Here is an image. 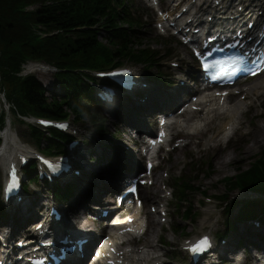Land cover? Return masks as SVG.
I'll return each instance as SVG.
<instances>
[{
    "label": "trees",
    "instance_id": "trees-1",
    "mask_svg": "<svg viewBox=\"0 0 264 264\" xmlns=\"http://www.w3.org/2000/svg\"><path fill=\"white\" fill-rule=\"evenodd\" d=\"M27 5L39 7L25 15L21 9ZM95 25L104 32L108 27L109 37L115 35L114 23L105 13L102 0H0V79L7 99L17 110L24 112L25 105H30L37 113L54 116L61 114L64 106L72 107L67 100L48 102L36 80L21 82L14 77L26 58L53 64L59 70L57 81L67 98L72 95L82 98L78 86L73 84L78 76L64 71L93 66L96 55L109 56L111 50L98 40L102 32L92 29ZM38 26L50 37L41 40L33 31ZM106 40L113 47L115 59L138 60L130 57L126 46L116 45L112 38Z\"/></svg>",
    "mask_w": 264,
    "mask_h": 264
},
{
    "label": "bare ground",
    "instance_id": "bare-ground-1",
    "mask_svg": "<svg viewBox=\"0 0 264 264\" xmlns=\"http://www.w3.org/2000/svg\"><path fill=\"white\" fill-rule=\"evenodd\" d=\"M191 1V0H190ZM189 2H187L188 4H191ZM214 2V0H213ZM192 7V5H191ZM200 11H202V9H199ZM214 8H211L210 11L207 12V14H212V12L214 11ZM181 11H177L175 12L173 15H176L177 13H180ZM189 19V17L186 16H181L180 18L177 19L178 22H184L187 21ZM158 23L161 24L160 19H158L157 21ZM262 84H256L253 85L251 87H249L247 89V94H251V93H257V90L261 87ZM200 102L205 104V107L207 110H209L210 108L213 109V106L216 107V110L221 111V116L223 118L226 119H232L235 117L236 111L237 109L240 107V104H234L231 108V110L229 111H223V108H219L216 106V104L214 103V101L207 97L205 99H202ZM207 104V105H206ZM173 120V119H170ZM207 118L205 115L200 116L197 118L196 121H194L191 124H184L183 122H179V124L177 125L179 128H182L183 130H185L186 132H194L197 130H200L203 126L204 121H206ZM176 123H173V125H175ZM0 138L2 140V145L0 147V165H4L5 163L3 162V160L6 159H10L13 157L14 153L17 151H21V143L18 142L17 138L14 137L9 128H6L1 134H0ZM264 141V124L261 125L259 127V129L255 132L251 133V145H257L259 143H262ZM220 154L214 155L215 157V162L217 163V165H219L220 167L225 166V168H218V172L220 173V171L222 170H226V166H228L229 164L237 161V162H241L243 160L246 159V150H240L237 149L236 152H222V150L220 149ZM235 164V163H234ZM233 164V165H234ZM109 180H112V177L110 176ZM101 183H103V181H101ZM150 208V207H149ZM71 218H73V223L76 222L77 223V227L79 229H72L75 230V232L78 233H82L84 231V233L86 235H91L92 232L94 231V224L92 223V221H90L87 218H83L80 214L75 213L74 215L71 216ZM72 221V219H71ZM150 222H152L151 227L153 228V226H155L154 224V220L152 219ZM140 228L144 227V223L140 222ZM157 225V223H156ZM151 228V229H152ZM116 242V240H114ZM155 249L152 248L151 246H149L148 250H143L140 253H136V254H129L127 251H124L123 253V257L126 259L128 264H145L146 262H149L150 260L155 258ZM136 259L139 260V262H136ZM233 261H235L234 259H231ZM156 262V261H155ZM155 262L153 264H155Z\"/></svg>",
    "mask_w": 264,
    "mask_h": 264
},
{
    "label": "rangeland",
    "instance_id": "rangeland-1",
    "mask_svg": "<svg viewBox=\"0 0 264 264\" xmlns=\"http://www.w3.org/2000/svg\"><path fill=\"white\" fill-rule=\"evenodd\" d=\"M37 76L43 81V83L46 85V86H49L50 85V83H51V81L53 80V76H52V73L50 72V73H45L44 75H42V76H40V75H38L37 74ZM113 120H111L110 119V122H112ZM264 148V141L262 142V143H259V144H257V145H254V146H252V145H248V146H246V152H247V154H246V159L244 160V162L245 163H243V169L244 168H246V166L247 165H249V162L251 161L250 160V156L251 155H253V154H255L256 152H258L259 150H261V149H263ZM81 153H83L82 154V156H83V158L85 159V160H88V162H89V164H88V166H86L85 167V169H84V171H83V176L84 177H87V175H88V173H90V175L93 173V170L94 169H100L101 170V168H102V164H100V161L99 160H95V161H93V162H90V159H88V157H87V154H88V150H87V148H85V150H81ZM95 153H96V156H102V154L103 153H101V151H99L97 148L95 149ZM249 156V157H248ZM235 163V164H234ZM234 164V165H233ZM241 166V164L239 163V162H237V161H235V162H233V163H231V164H229L228 166H226V170L224 169V170H222V171H220V174H216L215 176H214V178H213V180L215 181V180H219V178H221V177H223V176H230V175H233V174H235L236 172H237V169H238V167H240ZM217 167L218 168H225V166H222V167H220L219 165H217ZM235 167V168H234ZM217 170V169H216ZM239 171V170H238ZM102 173V175H104V176H102V178H104L106 175H107V173L106 172H103V171H101ZM101 174H99V175H101ZM89 180L90 181H95L96 180V178H95V180H92V179H88V181L85 183V182H82V189L84 190V191H86L87 192V194H88V192H89V190H90V184H89ZM197 182H198V185L199 186H201V187H203L206 191H208V193L209 194H213V190H212V188H211V185L210 184H208V183H206V180H204L203 179V176H201L198 180H197ZM218 190H221V188H219L218 187ZM207 207H205L204 208V210L206 209ZM197 225H199V220H198V222L194 225V227L195 226H197ZM187 227H188V229L189 230H191V228L193 227V226H191V225H189V224H187L186 225ZM175 241H176V246H180V240L177 238V239H175ZM264 242V241H263Z\"/></svg>",
    "mask_w": 264,
    "mask_h": 264
},
{
    "label": "snow or ice",
    "instance_id": "snow-or-ice-1",
    "mask_svg": "<svg viewBox=\"0 0 264 264\" xmlns=\"http://www.w3.org/2000/svg\"><path fill=\"white\" fill-rule=\"evenodd\" d=\"M207 246H208V240H207V238L205 237V238H203L201 241H199V242H197L195 245H193V246L191 247L190 250H191L193 253H199V252H203V251H205L206 248H207Z\"/></svg>",
    "mask_w": 264,
    "mask_h": 264
}]
</instances>
